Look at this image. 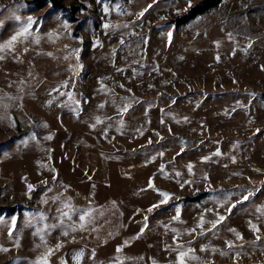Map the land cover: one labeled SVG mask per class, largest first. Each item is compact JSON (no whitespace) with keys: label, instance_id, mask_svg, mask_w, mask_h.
<instances>
[{"label":"rangeland","instance_id":"1","mask_svg":"<svg viewBox=\"0 0 264 264\" xmlns=\"http://www.w3.org/2000/svg\"><path fill=\"white\" fill-rule=\"evenodd\" d=\"M199 1L0 0V264H264V0Z\"/></svg>","mask_w":264,"mask_h":264},{"label":"trees","instance_id":"2","mask_svg":"<svg viewBox=\"0 0 264 264\" xmlns=\"http://www.w3.org/2000/svg\"><path fill=\"white\" fill-rule=\"evenodd\" d=\"M221 2L222 0H201L190 7L182 16L173 19V22H175L177 25L186 24L198 15L204 14L217 7ZM52 3L55 6H61L59 0H52ZM204 195L205 193L201 192L195 195L186 196V199L190 201H197L200 200Z\"/></svg>","mask_w":264,"mask_h":264},{"label":"snow or ice","instance_id":"3","mask_svg":"<svg viewBox=\"0 0 264 264\" xmlns=\"http://www.w3.org/2000/svg\"><path fill=\"white\" fill-rule=\"evenodd\" d=\"M29 22H31V18H29ZM107 27V25H106ZM28 32V29L27 28H24L22 32L20 33H17V35H14L11 40L8 42V44L6 45L7 47H11L12 46V42L15 41L17 39L18 36H21V35H24ZM31 187V186H29ZM162 195L165 197V200H162L161 203H165L166 200H167V197L169 196L168 193H162ZM245 199H247V197H245ZM155 207V206H154ZM178 219V217H176ZM81 220H84L85 217L84 216H81L80 217ZM221 219H223V217H221ZM67 235V233H65ZM231 246V245H229ZM5 251H7V249H4ZM119 250V249H118ZM191 251V250H189ZM188 255V253H185V252H180L179 253V256H180V264H186V261H185V257ZM193 259H195V257H192Z\"/></svg>","mask_w":264,"mask_h":264}]
</instances>
